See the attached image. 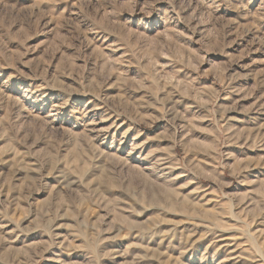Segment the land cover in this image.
<instances>
[{
  "label": "rangeland",
  "instance_id": "1",
  "mask_svg": "<svg viewBox=\"0 0 264 264\" xmlns=\"http://www.w3.org/2000/svg\"><path fill=\"white\" fill-rule=\"evenodd\" d=\"M0 264H264V0H0Z\"/></svg>",
  "mask_w": 264,
  "mask_h": 264
}]
</instances>
